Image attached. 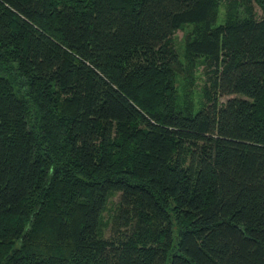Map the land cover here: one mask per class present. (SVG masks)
<instances>
[{
  "label": "trees",
  "instance_id": "trees-1",
  "mask_svg": "<svg viewBox=\"0 0 264 264\" xmlns=\"http://www.w3.org/2000/svg\"><path fill=\"white\" fill-rule=\"evenodd\" d=\"M0 264H264V0H0Z\"/></svg>",
  "mask_w": 264,
  "mask_h": 264
},
{
  "label": "rangeland",
  "instance_id": "rangeland-1",
  "mask_svg": "<svg viewBox=\"0 0 264 264\" xmlns=\"http://www.w3.org/2000/svg\"><path fill=\"white\" fill-rule=\"evenodd\" d=\"M255 13L257 16L260 15V8L257 4H254ZM224 9L219 8L218 11V22L223 19ZM194 25L187 24L179 28L172 36L171 41L174 47L180 54L181 61L185 63L183 56V49L185 44L186 35L192 33ZM209 70L205 67V62L198 60L196 64L189 69V73H180L177 75L175 80L177 101L179 105H190L194 110L206 102L205 90L209 87ZM227 97H222L221 101H224ZM119 194L115 193L109 197L107 206L102 212L100 217V234L108 238L112 231L113 219L116 215V204L118 201Z\"/></svg>",
  "mask_w": 264,
  "mask_h": 264
}]
</instances>
